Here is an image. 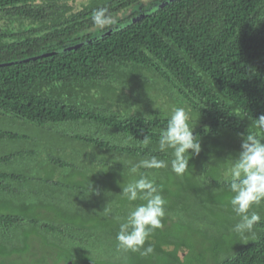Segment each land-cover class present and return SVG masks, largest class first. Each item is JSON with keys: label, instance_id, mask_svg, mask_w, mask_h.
<instances>
[{"label": "trees", "instance_id": "16d2710c", "mask_svg": "<svg viewBox=\"0 0 264 264\" xmlns=\"http://www.w3.org/2000/svg\"><path fill=\"white\" fill-rule=\"evenodd\" d=\"M162 1L0 0V117L44 127L66 144L0 155V264H23L38 254L34 244L60 264H177L179 250L189 247L176 230L198 233L190 219L201 210L215 216L218 239L233 240L213 255L216 264H264V212L243 242L226 220L225 179L241 134L264 141L255 126L264 114V0H174L75 50L24 61L104 33L110 27L92 22L99 8L115 26ZM176 107L191 111L202 147L183 174L188 186L164 179V171L175 174L171 165L131 172L152 156L170 161L158 137ZM22 138L30 139L0 130V140ZM27 157L30 171L18 172L15 163ZM141 175L155 180L165 216L143 248L124 250L119 225L143 201L120 192ZM89 182L99 194L87 196Z\"/></svg>", "mask_w": 264, "mask_h": 264}, {"label": "clouds", "instance_id": "9594fccd", "mask_svg": "<svg viewBox=\"0 0 264 264\" xmlns=\"http://www.w3.org/2000/svg\"><path fill=\"white\" fill-rule=\"evenodd\" d=\"M92 22L97 30L102 31L114 25L116 19L108 14V9L99 8L94 12ZM195 119L197 121L198 116ZM192 120L190 110L185 107L174 108L166 127L160 130L158 137L159 151L171 150L170 161L166 162L152 156L134 164L131 172L137 173L140 168H167L170 164L171 171L176 175L186 173L190 158L198 156L202 151L200 137L197 138L194 134L195 124L191 122ZM255 126L264 130V114L259 115ZM147 142L145 140V143ZM232 156L225 175V179L229 181L228 190L231 193L227 203L238 218L232 230L241 237H245L243 242L246 243L247 237L254 236L255 226L262 220V216L254 208L264 204V141L255 135L241 134L240 150ZM88 188L87 196L90 193L99 194L90 182ZM121 189L120 193L127 201H143L128 212L126 218L120 223L116 235L118 247L137 251L144 247L152 232L162 226L166 200L160 194L155 180L146 175L128 182ZM146 251L150 252L151 247L149 246Z\"/></svg>", "mask_w": 264, "mask_h": 264}, {"label": "rangeland", "instance_id": "374dc122", "mask_svg": "<svg viewBox=\"0 0 264 264\" xmlns=\"http://www.w3.org/2000/svg\"><path fill=\"white\" fill-rule=\"evenodd\" d=\"M145 1L149 3L151 0H145ZM158 96H160V94ZM63 128H70V127L64 126ZM72 128L73 126L70 129ZM0 130L13 131L21 135H26L30 138V139L22 138L18 140H0V155L4 153L7 154L12 151L15 152L18 150H23V149H26V150L27 149H37V151L42 152V150H44L46 146L50 150H56L60 147H63V148L66 147V144L64 143L63 139L58 135H54L55 134L54 132L52 131L50 132L46 130L44 127L34 126L33 124L29 122H24L23 120H20V119L15 118L12 120L6 116L0 117ZM80 157H82V155H79L78 157H75V158H80ZM27 158L28 159L20 163L19 162L15 163L16 166L14 165V167L17 171L19 170L18 172H20V170L27 171V172L30 171V170L24 169L25 165H31L33 163V162H29L30 157H27ZM76 162H78V164H83L81 163L82 160H76ZM84 166L89 167V163H86ZM169 166L164 169L168 170ZM6 167L7 166L4 165V168ZM30 168L35 170V172L38 171V173H43V167L39 165H38V168H35L34 165L31 166ZM156 170L157 169H155V173H156ZM161 171H163V169ZM169 171L162 172V175L164 177L166 175L167 177L164 179H168L170 181L172 179H175V177H177L179 180L183 182L184 186H188L190 184L189 181H185L183 175H180V176L176 174L170 175ZM205 183L207 182L204 181L202 185H205ZM258 209H259L258 212L262 216L264 212V206L262 205L258 207ZM256 210L257 208L255 209V211ZM227 211H228V217L226 218V220L227 221L229 220L231 223V226L233 227L234 224L237 222L238 218L231 211L230 206L228 207ZM191 218H192L190 219V222H192L191 225L193 227L198 228L199 231L197 233L196 231H188L186 229L176 230L178 234L177 236L178 240L180 241L184 240L187 246L189 247V248L183 247L179 250V256L181 258V261H179L177 264H216L215 259L217 258H215L213 255L217 251L220 250L219 248H221L222 245H225L228 243L230 244V242L233 241L231 236L227 235V236H224L223 239H220V238L218 239V236L214 235L215 230H216L215 228L216 218L209 211L207 212V211L201 210L199 216L191 217ZM224 223H227V222H224ZM31 251H33L36 254L38 253V254L36 256H33V258H31L30 256L22 257L23 264H46L45 262L46 260H47V263L49 260H53L54 263L52 262V264H60L57 262V257H54V254H52V252L49 251V249L39 246L38 244L32 245ZM222 255L223 254H220V257H222ZM75 264H84V263L76 262ZM113 264H129V263L122 262V263H113Z\"/></svg>", "mask_w": 264, "mask_h": 264}, {"label": "water", "instance_id": "95a60500", "mask_svg": "<svg viewBox=\"0 0 264 264\" xmlns=\"http://www.w3.org/2000/svg\"><path fill=\"white\" fill-rule=\"evenodd\" d=\"M172 1L174 0H163L161 3L159 4H156L154 6H152L151 8L147 9V10H143L142 12L138 13L137 15L133 16L132 18L126 20L125 22L121 23V24H117L115 26H112L110 27L108 30H106L104 33L96 36V37H92L82 43H78V44H75L73 46H70V47H67V48H64V49H60V50H57V51H53V52H49V53H44L42 55H38V56H35V57H29L27 59H24V61H28V60H33L35 58H39V57H43V56H48V55H52V54H55V53H58V52H63V51H68V50H75L76 48L84 45V44H87V43H90L92 41H95V40H98V39H101L102 37L106 36V35H109L121 28H124L126 26H129L133 23H135L136 21H139L140 19L150 15L151 13L157 11L158 9L164 7L165 5L171 3ZM7 64H11V63H7ZM2 65H6L5 64H2ZM65 264H75L72 260H68Z\"/></svg>", "mask_w": 264, "mask_h": 264}]
</instances>
